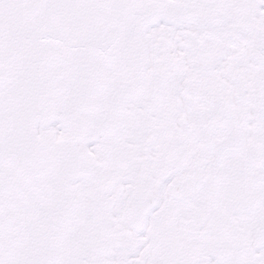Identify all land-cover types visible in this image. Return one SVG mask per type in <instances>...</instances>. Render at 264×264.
I'll return each instance as SVG.
<instances>
[{"label": "snow or ice", "instance_id": "6c2138e0", "mask_svg": "<svg viewBox=\"0 0 264 264\" xmlns=\"http://www.w3.org/2000/svg\"><path fill=\"white\" fill-rule=\"evenodd\" d=\"M0 264H264V0H0Z\"/></svg>", "mask_w": 264, "mask_h": 264}]
</instances>
